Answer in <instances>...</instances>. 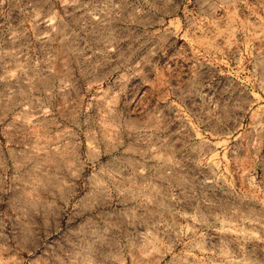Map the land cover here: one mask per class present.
Returning a JSON list of instances; mask_svg holds the SVG:
<instances>
[{
	"label": "rangeland",
	"instance_id": "1",
	"mask_svg": "<svg viewBox=\"0 0 264 264\" xmlns=\"http://www.w3.org/2000/svg\"><path fill=\"white\" fill-rule=\"evenodd\" d=\"M0 264H264V0H0Z\"/></svg>",
	"mask_w": 264,
	"mask_h": 264
}]
</instances>
